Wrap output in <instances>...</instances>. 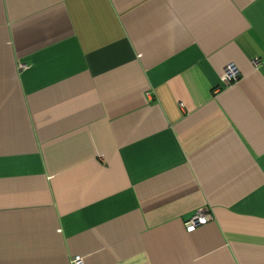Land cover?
I'll return each mask as SVG.
<instances>
[{"label":"crops","instance_id":"1","mask_svg":"<svg viewBox=\"0 0 264 264\" xmlns=\"http://www.w3.org/2000/svg\"><path fill=\"white\" fill-rule=\"evenodd\" d=\"M77 256L264 264V0H0V264Z\"/></svg>","mask_w":264,"mask_h":264},{"label":"built area","instance_id":"2","mask_svg":"<svg viewBox=\"0 0 264 264\" xmlns=\"http://www.w3.org/2000/svg\"><path fill=\"white\" fill-rule=\"evenodd\" d=\"M256 66L260 65V61L256 60L255 62ZM241 77V72L238 69V67L234 64H230L227 66V68L224 71L223 76H221V84L223 87H230L235 82H237ZM220 89V88H219ZM220 90H218L219 92ZM213 220V216L206 210V209H200L198 212L188 221L186 222V230L188 233H193L197 230L199 226H204L208 224L210 221ZM71 264H85L84 258L77 256L73 258L71 261Z\"/></svg>","mask_w":264,"mask_h":264}]
</instances>
